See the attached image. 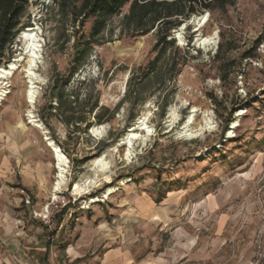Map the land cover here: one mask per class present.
I'll return each mask as SVG.
<instances>
[{"label": "rangeland", "instance_id": "obj_1", "mask_svg": "<svg viewBox=\"0 0 264 264\" xmlns=\"http://www.w3.org/2000/svg\"><path fill=\"white\" fill-rule=\"evenodd\" d=\"M79 4L28 0L0 57L17 65L0 79V264H264V0L199 8L171 43L137 32L129 5L92 37ZM47 138L69 161L56 199Z\"/></svg>", "mask_w": 264, "mask_h": 264}, {"label": "trees", "instance_id": "obj_2", "mask_svg": "<svg viewBox=\"0 0 264 264\" xmlns=\"http://www.w3.org/2000/svg\"><path fill=\"white\" fill-rule=\"evenodd\" d=\"M63 1V0H62ZM80 4L72 10L73 18L93 16L96 18L92 37L98 36L106 27L107 20L118 15L129 5L126 20L139 33L158 29V36L164 42L170 30L180 24L179 18H190L199 8L211 9L224 6L230 0H78ZM28 0H0V57L5 48L14 42L19 34V25ZM1 64V63H0Z\"/></svg>", "mask_w": 264, "mask_h": 264}, {"label": "bare ground", "instance_id": "obj_3", "mask_svg": "<svg viewBox=\"0 0 264 264\" xmlns=\"http://www.w3.org/2000/svg\"><path fill=\"white\" fill-rule=\"evenodd\" d=\"M209 16H210L209 12H207L206 14L204 13V14H202L200 16H194V18L191 21L195 24V31L196 32L200 31L201 28L204 27L207 24V22L209 20ZM188 24L189 23L183 24L181 26V28L179 29L180 32H179L177 37H178L180 42H183V40H184L183 37H182V31L187 27ZM197 38H198L197 40H198V43H199L200 46H205L206 47V46H209L211 44H216L217 43V38H218V31L214 32L212 35H209L207 37H201V34H200ZM23 39L27 43V49H30V52H31L30 55H29L28 69H27V76L30 79L31 85H30V87L28 88V91H27V96H28L27 99L29 100V103L31 105H33L34 101H35V97H36V89H35V87L33 85V81H32L33 66L36 63V60H37V57H38L37 50L41 47V44H40L39 40L37 39L36 34L34 32H31V31L23 32ZM16 68H17V65L14 62H12L9 65V67H0V79H6V78L12 76V74L14 73ZM192 117L190 116L189 122L192 120ZM103 128H104V125L94 126L92 128V131L94 133H97V132H100ZM145 130H146L147 134H150L151 129L149 127H146ZM193 134H190V136H193ZM136 136H137L136 133H132V134H130L129 139L133 138V137H136ZM47 141H48L49 146L53 150V153H54L53 156L55 157V160L57 161V168H58V171H59L58 172V176H57V180L53 184V192H52L54 198L56 199L57 198V194L61 191V189L63 187L64 178H65L64 176H65V172H66L65 165H67V162H69V161H68V157L64 153V151L52 139L47 138ZM130 142H131V140H130ZM129 153L130 152L127 153L128 157L130 155ZM105 164H107V163L105 162ZM105 178H106V180H110L111 179V177L107 176V175L105 176ZM90 183H93V182H90ZM90 183H89V185H90ZM87 189H89V188L86 186V184H81V183L78 182V183H75L73 185V192L75 194H80L81 195L82 193H85L87 191Z\"/></svg>", "mask_w": 264, "mask_h": 264}, {"label": "built area", "instance_id": "obj_4", "mask_svg": "<svg viewBox=\"0 0 264 264\" xmlns=\"http://www.w3.org/2000/svg\"><path fill=\"white\" fill-rule=\"evenodd\" d=\"M65 200H61L58 202H55L54 206H50L49 210L47 212H49L51 210V215L47 216V219L50 220L51 216L55 213V212H59L63 209L64 205H66V198L64 197Z\"/></svg>", "mask_w": 264, "mask_h": 264}]
</instances>
